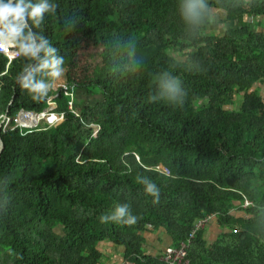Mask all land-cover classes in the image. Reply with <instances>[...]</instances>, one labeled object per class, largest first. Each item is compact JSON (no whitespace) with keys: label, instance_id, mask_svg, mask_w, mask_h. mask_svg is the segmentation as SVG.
<instances>
[{"label":"trees","instance_id":"trees-1","mask_svg":"<svg viewBox=\"0 0 264 264\" xmlns=\"http://www.w3.org/2000/svg\"><path fill=\"white\" fill-rule=\"evenodd\" d=\"M48 2L55 11L28 23L63 59L65 83L35 100L21 78L38 61L8 65L0 53V113L51 102L64 113L52 127L0 131L3 264H99L104 240L133 264H168L142 249L143 234L157 230L173 246L188 243L189 264H264V30L247 20L264 19V0ZM190 3L194 21L182 15ZM165 74L186 93L182 103L161 95ZM74 89L103 100L77 116ZM120 204L135 224L100 222ZM205 218L227 230L213 243L203 229L189 238Z\"/></svg>","mask_w":264,"mask_h":264},{"label":"clouds","instance_id":"clouds-1","mask_svg":"<svg viewBox=\"0 0 264 264\" xmlns=\"http://www.w3.org/2000/svg\"><path fill=\"white\" fill-rule=\"evenodd\" d=\"M54 11L55 5L50 4L48 0H39L35 4L31 3V0H15L14 3L12 0H0V51L11 54L10 50L16 49V56L23 55L38 61L37 65L21 78V86L28 89L35 100L43 98L49 90V84L42 79H35V74L46 70L45 74L50 80L59 78L64 72V61L54 55L56 49L50 46L47 39L31 31L28 22L31 21L33 26L39 27L43 14ZM182 15L185 20L194 21L198 19L199 12L195 5L190 3L184 8ZM160 87L161 95L167 100L183 102L186 93L175 77L165 74L160 80ZM141 182L145 185V193L154 197L153 203H158L160 189L156 184L146 178ZM99 219L101 223L114 222L129 226L137 221L127 204L117 205L111 214L101 215Z\"/></svg>","mask_w":264,"mask_h":264},{"label":"crops","instance_id":"crops-1","mask_svg":"<svg viewBox=\"0 0 264 264\" xmlns=\"http://www.w3.org/2000/svg\"><path fill=\"white\" fill-rule=\"evenodd\" d=\"M248 23L252 24L256 30H264V19L248 18ZM216 31L222 33L224 31L223 27H210L209 32L215 34ZM65 70V69H64ZM49 84L48 93H52L58 90L60 86L65 83L64 72L61 77L54 80L50 78L46 81ZM257 88L259 89V95L264 99V81L258 84ZM76 90V89H74ZM98 92V91H97ZM100 95V93L98 92ZM90 95L87 91L77 90L73 101L76 103V108L81 109L82 106L78 100L84 99L86 96ZM204 234L203 238L209 243H213L222 236L227 230L221 228L216 220H211L203 229ZM144 242L142 249L145 253L152 255H162L167 248L173 247V240L163 231H149L143 234ZM99 250L102 253L99 264H133L131 261H128L124 258L123 248L118 245H114L109 240H104L99 243Z\"/></svg>","mask_w":264,"mask_h":264},{"label":"built area","instance_id":"built-area-1","mask_svg":"<svg viewBox=\"0 0 264 264\" xmlns=\"http://www.w3.org/2000/svg\"><path fill=\"white\" fill-rule=\"evenodd\" d=\"M11 54H6L0 51L1 54H4L8 59V65L16 60L18 56L15 55L14 52L10 50ZM14 57V58H13ZM48 101H52V97H48ZM57 106L55 103H49L48 107L42 112H35L21 109L15 115H9L8 112L0 113V131L6 132L9 130H14L17 128L22 129H34L38 127L46 128L57 125V123L64 116L63 112L56 111ZM69 110L72 111L77 116H80V112L74 107L73 104L69 106ZM98 128H96V131ZM161 171L167 175H169V171L166 167L159 165L157 166ZM250 203L247 201L245 206H249ZM213 218H205L199 220L195 223L193 230L191 231L189 238H193L195 233L209 223ZM187 242H181L179 246H173L166 249V251L162 254L161 259L164 260L168 264H189V259L187 257Z\"/></svg>","mask_w":264,"mask_h":264},{"label":"rangeland","instance_id":"rangeland-1","mask_svg":"<svg viewBox=\"0 0 264 264\" xmlns=\"http://www.w3.org/2000/svg\"><path fill=\"white\" fill-rule=\"evenodd\" d=\"M220 33L219 31H216L215 34ZM77 90H73L70 92L71 99L75 96V92ZM99 92V91H98ZM98 92L94 91L93 93H90V95L86 96L82 100H78L81 104L85 106H92L95 105L103 100V97L98 94ZM85 106H82L84 108ZM253 187L255 190L259 191L261 190V185L258 182L253 183ZM9 250L8 247L0 245V263L3 264L6 258V252Z\"/></svg>","mask_w":264,"mask_h":264},{"label":"water","instance_id":"water-1","mask_svg":"<svg viewBox=\"0 0 264 264\" xmlns=\"http://www.w3.org/2000/svg\"><path fill=\"white\" fill-rule=\"evenodd\" d=\"M12 2L14 3L15 0H12ZM210 21H213V18H210ZM8 111H9V109H8ZM4 148H5V143H4L3 139L0 137V156H1Z\"/></svg>","mask_w":264,"mask_h":264},{"label":"bare ground","instance_id":"bare-ground-1","mask_svg":"<svg viewBox=\"0 0 264 264\" xmlns=\"http://www.w3.org/2000/svg\"><path fill=\"white\" fill-rule=\"evenodd\" d=\"M1 55H2V54H1ZM3 56H4V55H3ZM12 63H13V62H12ZM47 93H48V92H47ZM48 94H49V93H48ZM48 94H47V95H48Z\"/></svg>","mask_w":264,"mask_h":264}]
</instances>
